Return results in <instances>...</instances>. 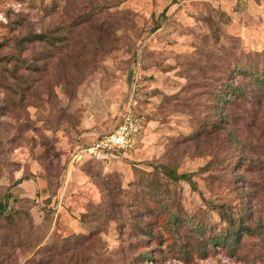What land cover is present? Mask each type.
Instances as JSON below:
<instances>
[{"label": "rangeland", "instance_id": "rangeland-1", "mask_svg": "<svg viewBox=\"0 0 264 264\" xmlns=\"http://www.w3.org/2000/svg\"><path fill=\"white\" fill-rule=\"evenodd\" d=\"M256 58L264 0H0V200L28 214L0 219V264H264V99L231 71ZM226 81L245 97L220 104ZM133 85L140 145L129 160L85 161ZM165 205L212 230L200 238L186 221L149 238ZM221 210L245 211L235 250L207 243L228 229Z\"/></svg>", "mask_w": 264, "mask_h": 264}, {"label": "trees", "instance_id": "trees-1", "mask_svg": "<svg viewBox=\"0 0 264 264\" xmlns=\"http://www.w3.org/2000/svg\"><path fill=\"white\" fill-rule=\"evenodd\" d=\"M178 0H172V4H176ZM167 10L165 9L162 14V21H165L167 19L166 14ZM160 22V23H158ZM155 27L153 28V32L158 31L162 27L161 21H156ZM216 30H219V28L216 26ZM64 33L68 32V29L64 27ZM34 40L38 42H45L46 44H49L50 46H57V43H60L61 37H56L54 35H47V34H39L34 35ZM231 71L236 75L239 76L242 80L249 79L250 83L256 88L255 93L257 94V98L264 99V58H256L254 60H251V62H238L236 64L232 65ZM225 87L221 94L218 96L220 104H226L230 102V96L235 95L239 98H244V90L241 88L235 89L233 88L229 83L224 82ZM226 89H228L229 96L226 97ZM132 91V88H131ZM143 119V118H142ZM144 121V119H143ZM145 130H146V124L144 121ZM212 128H215V125L212 126ZM145 130L143 133V137L145 135ZM110 132V131H109ZM108 132V133H109ZM143 139V138H142ZM129 152H123L120 151L117 153V159H122V161L129 160L128 154ZM83 159L85 161H92L99 164H106L103 161H96L93 159H90L88 157H85L83 155ZM154 170L156 172L161 171V173L164 174L165 177H167L170 181H173L174 183L179 182H186L188 183L194 190L196 189L195 182L193 181V174H179L176 170H173L165 165H162L160 167H154ZM29 178L23 177L16 181L15 186L21 185L23 182L28 181ZM23 202V200L18 199L11 193H6L2 199L0 200V219H3L6 224L11 225L15 221V216L17 214L19 215H28L25 212L18 211L17 208L14 207L15 204ZM221 209H225L224 206H221ZM221 210V215L224 216V219L228 223V229L224 233H219L218 235H214L211 237H208L207 243L211 244L212 246L217 244L219 246L229 245L233 250L237 249L239 246V243L241 241V235L244 231L247 229H242L241 225L239 224L241 220L244 218L245 211H241L238 213V216L236 217L233 214L227 215L226 211ZM180 213L173 212L169 207L166 205L159 209V216L161 217L159 219V223L153 222L148 224V226L143 227V234L148 236L149 238L153 240H157L158 238H161L172 234V231H176L177 228L180 226L182 222L188 221L189 229L196 232L198 237L204 238V232H206V228H210L212 230V227H207L201 222H196L195 220L189 218L187 215L181 216L180 214L182 211H179ZM49 213V212H48ZM49 215L45 214V218L43 220V223L47 221V218ZM160 241V240H159ZM160 242L157 245H159ZM206 243L204 241L199 242V249L201 251L204 250ZM181 248V247H179ZM177 252H180L178 250ZM148 256V253H147ZM151 260H154L153 257H149Z\"/></svg>", "mask_w": 264, "mask_h": 264}, {"label": "built area", "instance_id": "built-area-1", "mask_svg": "<svg viewBox=\"0 0 264 264\" xmlns=\"http://www.w3.org/2000/svg\"><path fill=\"white\" fill-rule=\"evenodd\" d=\"M136 93L137 89L133 85L119 125L113 131L100 136L84 148L81 153L85 157L108 163L109 160L117 159L118 152H130L140 145L145 125L138 113Z\"/></svg>", "mask_w": 264, "mask_h": 264}]
</instances>
